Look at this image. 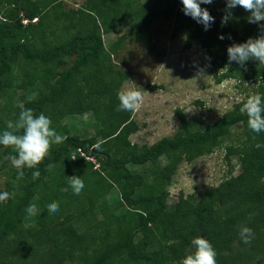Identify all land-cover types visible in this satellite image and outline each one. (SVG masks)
<instances>
[{"label":"trees","instance_id":"obj_1","mask_svg":"<svg viewBox=\"0 0 264 264\" xmlns=\"http://www.w3.org/2000/svg\"><path fill=\"white\" fill-rule=\"evenodd\" d=\"M201 7L215 18L208 30L184 14L182 0H87L76 10L60 0H0V133L31 109L49 117L64 137L37 168L25 167L20 180L6 159L16 153L0 145L3 192L15 193L0 203V264H180L199 236L216 249L217 264H264V147H255L264 145V132L249 129L240 111L244 103L207 126L177 110L176 134L153 145L132 143L140 129L133 112L117 111V94L128 76L112 56L129 38L152 43V26L162 16L174 20L177 30H191L186 48L200 42L212 68L220 70L218 84L251 81L253 93L264 97V64L250 59L241 67L229 63L227 53L230 45L264 34V22L249 23L251 13L237 6L222 24L227 0ZM118 28L129 30L107 48L103 36ZM32 93L37 96L29 101ZM88 112L96 122L93 135L74 134L64 124L69 115ZM238 125L242 139L227 147L226 157L239 160V174L230 170L201 197L181 195L169 205L170 179L161 158L176 170L212 154ZM37 170L41 175L33 179ZM72 176L84 181L79 195L68 184ZM115 190L117 202L110 206L107 198ZM54 201L60 208L51 214L47 205ZM33 203L38 213L29 215L25 209ZM242 226L253 230L251 244L241 240Z\"/></svg>","mask_w":264,"mask_h":264},{"label":"rangeland","instance_id":"obj_2","mask_svg":"<svg viewBox=\"0 0 264 264\" xmlns=\"http://www.w3.org/2000/svg\"><path fill=\"white\" fill-rule=\"evenodd\" d=\"M60 1L67 10H76L87 0ZM128 30L118 28L114 33L104 35L106 47L109 48ZM152 32V43L139 44L129 38L112 56V64L128 76L121 89L137 88L144 96L141 107L132 113L140 127L130 137L132 143L153 145L165 137L172 138L180 126L177 110L182 111L189 122L207 126L221 119L238 103H245L250 96L256 95L251 81L240 86L236 80L228 79L218 84L216 75L220 70L212 68L211 59L200 42H195L190 49L186 48L190 29L177 30L174 20L162 16L152 26ZM63 121L74 134L93 135L96 129L95 119L89 112L87 115L71 114ZM242 131L241 125L234 127L231 136L212 154L191 163L184 161L176 170L167 168L168 160L161 158L164 175L170 179L167 183V203L176 204L181 195L201 197L207 189L228 178L230 170L234 175L239 174V160L231 157L229 162L226 153L228 146L241 141ZM130 168L136 169L134 166ZM60 176L62 174L57 175L58 179ZM5 183L6 178L0 176V193L4 191ZM117 194L115 190L108 196L110 206L117 202ZM44 219V215L37 217L40 223ZM29 224L26 221V226Z\"/></svg>","mask_w":264,"mask_h":264},{"label":"clouds","instance_id":"obj_3","mask_svg":"<svg viewBox=\"0 0 264 264\" xmlns=\"http://www.w3.org/2000/svg\"><path fill=\"white\" fill-rule=\"evenodd\" d=\"M213 0H182L183 12L185 15L195 19L198 23L208 30L215 18L210 14L208 9L202 8L201 4H211ZM242 7L251 13L248 17L249 23L260 24L264 22V0H227L226 15L222 18V24H226L232 15L231 10L235 7ZM264 28V25H261ZM220 39H224L221 35ZM230 38V37H229ZM229 63L237 62L243 67L247 61L254 59L264 64V34L258 38H249L244 43L232 44L227 49ZM200 74V73H198ZM119 106L117 111L134 112L138 110L144 100L143 92L137 88L121 89L118 92ZM37 94L32 93L28 99L34 100ZM23 109V104H20ZM240 111L246 113L248 117V127L255 133L264 132V97L259 94L250 96L241 107ZM52 120L43 113L38 116L33 110L25 109L19 114L15 122H7V130L0 133V145L11 147L16 155L6 157L10 160L12 166L17 169V180L24 177V168H37L43 160L51 155L53 145H59L64 142V137L57 133L52 127ZM22 134H17L21 132ZM257 149L264 145L257 143ZM73 159H76L73 157ZM41 173L39 170L32 173L33 179H38ZM68 184L73 193L79 195L85 187L81 177L72 176L67 178ZM68 191V188L62 189ZM15 193H0V203L6 202L9 198L14 197ZM48 211L55 214L59 211L58 201L47 205ZM25 211L29 215H36L38 208L36 204H30ZM240 238L244 244H251L254 238V232L247 226L240 228ZM191 244L194 252L186 255L180 264H217V251L209 239L203 236L195 237Z\"/></svg>","mask_w":264,"mask_h":264}]
</instances>
